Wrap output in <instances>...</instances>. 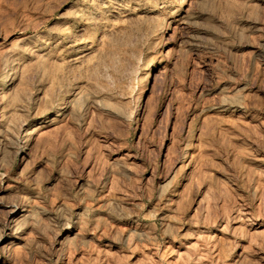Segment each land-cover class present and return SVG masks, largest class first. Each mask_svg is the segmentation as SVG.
<instances>
[{"label": "rangeland", "instance_id": "374dc122", "mask_svg": "<svg viewBox=\"0 0 264 264\" xmlns=\"http://www.w3.org/2000/svg\"><path fill=\"white\" fill-rule=\"evenodd\" d=\"M10 71L0 264H264V0H0Z\"/></svg>", "mask_w": 264, "mask_h": 264}, {"label": "bare ground", "instance_id": "6f19581e", "mask_svg": "<svg viewBox=\"0 0 264 264\" xmlns=\"http://www.w3.org/2000/svg\"><path fill=\"white\" fill-rule=\"evenodd\" d=\"M11 77H12V73L10 71V72H7L0 79V90H2L5 87L6 83L11 79ZM67 103H68V101L65 98H62L61 100H59V106L60 107L66 106ZM24 210H25V207L20 208V211H23L24 212Z\"/></svg>", "mask_w": 264, "mask_h": 264}]
</instances>
